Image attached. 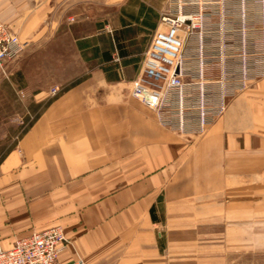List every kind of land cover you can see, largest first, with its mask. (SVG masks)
Instances as JSON below:
<instances>
[{
    "label": "crops",
    "instance_id": "crops-1",
    "mask_svg": "<svg viewBox=\"0 0 264 264\" xmlns=\"http://www.w3.org/2000/svg\"><path fill=\"white\" fill-rule=\"evenodd\" d=\"M163 4L0 0L26 44L6 74L26 105L0 154L2 248L59 226L63 263L264 264V77L200 135L161 126L130 82ZM65 39L80 69L51 95L28 67L63 63Z\"/></svg>",
    "mask_w": 264,
    "mask_h": 264
},
{
    "label": "built area",
    "instance_id": "built-area-1",
    "mask_svg": "<svg viewBox=\"0 0 264 264\" xmlns=\"http://www.w3.org/2000/svg\"><path fill=\"white\" fill-rule=\"evenodd\" d=\"M151 37L131 96L180 135H200L221 116L229 98L264 77V0H168ZM25 42L0 21V69ZM57 87L49 93L55 95ZM59 226L33 231L0 246V264L63 263Z\"/></svg>",
    "mask_w": 264,
    "mask_h": 264
},
{
    "label": "rangeland",
    "instance_id": "rangeland-1",
    "mask_svg": "<svg viewBox=\"0 0 264 264\" xmlns=\"http://www.w3.org/2000/svg\"><path fill=\"white\" fill-rule=\"evenodd\" d=\"M169 6V1L165 0V6L163 4V11H165ZM7 23L6 21H3ZM8 24V23H7ZM64 49L66 51V55L64 56L63 63H58L53 61V58L57 56H52L50 61H46V59H42L41 55L37 56V59L29 64L28 69L35 72L33 74L35 81L45 80V76H49L50 88L51 87H59L58 83L63 84V82H71L75 78L74 77H58L61 74L69 75L76 69H80L79 63L75 61L74 55L72 54L70 41L65 39ZM26 44L22 51H24ZM19 53V55L22 53ZM39 54V53H38ZM19 55L10 62H6L4 64V70L2 71V75H4V82L2 85V93L0 95V154H3L11 143V136L15 133L16 124H13L15 120H19V117L23 118V114L25 113V100L24 93L22 90H19L16 93V90L10 85L8 77H6L7 72L11 68L9 66L10 63H14ZM9 66V67H8ZM5 71V72H4ZM22 91V92H20ZM19 125V124H17Z\"/></svg>",
    "mask_w": 264,
    "mask_h": 264
}]
</instances>
